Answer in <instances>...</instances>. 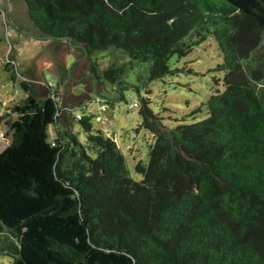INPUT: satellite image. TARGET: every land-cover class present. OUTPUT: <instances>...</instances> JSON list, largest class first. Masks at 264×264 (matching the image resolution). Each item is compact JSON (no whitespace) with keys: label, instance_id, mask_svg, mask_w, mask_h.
Listing matches in <instances>:
<instances>
[{"label":"trees","instance_id":"trees-1","mask_svg":"<svg viewBox=\"0 0 264 264\" xmlns=\"http://www.w3.org/2000/svg\"><path fill=\"white\" fill-rule=\"evenodd\" d=\"M23 1L42 38L89 58L95 96L105 84L121 95L130 72L146 95L152 82L200 75L188 66L205 50L217 63L207 73L220 76L181 117L154 113L146 97L130 105L152 136L138 182L91 108L66 113L48 82L40 98L21 81L25 98L0 117L10 135L0 255L9 264H264V0ZM95 53L111 64L99 70ZM37 123L40 141L21 155Z\"/></svg>","mask_w":264,"mask_h":264},{"label":"rangeland","instance_id":"rangeland-1","mask_svg":"<svg viewBox=\"0 0 264 264\" xmlns=\"http://www.w3.org/2000/svg\"><path fill=\"white\" fill-rule=\"evenodd\" d=\"M21 1L24 3L23 0ZM26 14L28 16L27 11ZM12 49L13 46L8 34L6 12L0 7V117L10 114L9 109L22 102L25 98V94L20 87V82L23 80H29L35 85L40 98L46 93L48 88L51 92L58 94L60 102L59 88L68 82L69 68L75 63L69 44L67 42H49L43 47L30 60L32 78L20 74L16 61L9 59ZM90 58L93 62L96 61L98 63L99 70H103L111 64L109 57L104 53L92 54ZM200 58L197 64L188 66V68L200 75L180 74L179 77H173L174 84L170 80L164 84L159 81L152 82L148 85V90H150L148 95H146V89L142 88L138 75L130 72L126 79L129 86L121 95L116 94L109 84H105L104 89L101 90V97L95 96L93 92L95 89L99 91V88H94L90 69V71L85 72V76L89 78L86 84L78 83L70 87L72 96L78 97L85 94L87 95L86 98L81 99L78 105H73L71 108L64 106L62 102L60 104L64 107L66 113L79 112L84 107L91 108L98 119L93 123L94 128L101 130L106 136L114 139L125 157L130 177L138 182L141 180V176L136 173L135 165L138 162L145 163L147 161L148 147L152 143V136L139 127L141 117L137 108L132 109L130 105L138 103L139 97H146L149 98V106L154 113H158L161 107L178 111V117L188 113L192 105L196 101H201L205 93L209 92L210 87L213 86L212 78L220 76L219 73H207L209 69L214 68L217 64L213 51H203ZM88 62L91 66L89 58ZM183 62L185 60H182L180 65H184ZM8 63L11 65L10 72L5 70V66ZM13 72L16 74L14 79L11 78ZM44 81L48 82L47 88ZM177 83L182 84L184 87L174 88ZM190 88L192 91H189ZM103 98L110 101L113 105L107 104ZM187 101L189 106H187ZM73 125L74 131L78 132V124L74 123ZM41 132L42 127L40 128L37 123L28 135L21 155L32 152L33 146H36L40 141L39 135ZM54 135V127L49 126L44 130L43 139L45 142H50ZM79 139L81 142L85 140L84 133H79ZM9 143L10 135L2 122L0 124V152L5 150ZM0 264H9V258L0 255Z\"/></svg>","mask_w":264,"mask_h":264},{"label":"water","instance_id":"water-1","mask_svg":"<svg viewBox=\"0 0 264 264\" xmlns=\"http://www.w3.org/2000/svg\"><path fill=\"white\" fill-rule=\"evenodd\" d=\"M0 7L6 12L9 39L13 46L9 59L16 61L20 74L32 78L30 60L53 41L41 37L28 18L27 8L21 0H0ZM70 52L75 58V63L69 68L68 82L59 88L60 102L68 108L78 105L81 99L86 98L85 94L78 97L72 96L70 87L78 83L86 84L89 78L85 76V72L91 69L86 55L72 46H70Z\"/></svg>","mask_w":264,"mask_h":264},{"label":"built area","instance_id":"built-area-1","mask_svg":"<svg viewBox=\"0 0 264 264\" xmlns=\"http://www.w3.org/2000/svg\"><path fill=\"white\" fill-rule=\"evenodd\" d=\"M76 117H77L78 119L80 118V116H78V115H77Z\"/></svg>","mask_w":264,"mask_h":264}]
</instances>
